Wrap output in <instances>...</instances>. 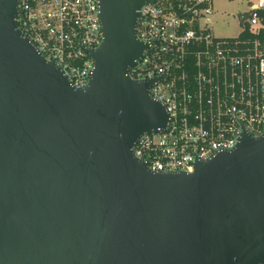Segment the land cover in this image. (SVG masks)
I'll list each match as a JSON object with an SVG mask.
<instances>
[{
  "label": "water",
  "instance_id": "obj_1",
  "mask_svg": "<svg viewBox=\"0 0 264 264\" xmlns=\"http://www.w3.org/2000/svg\"><path fill=\"white\" fill-rule=\"evenodd\" d=\"M100 0L104 41L78 89L0 0V264H264V131L193 172L134 154L169 125L129 70L142 7Z\"/></svg>",
  "mask_w": 264,
  "mask_h": 264
},
{
  "label": "built area",
  "instance_id": "obj_2",
  "mask_svg": "<svg viewBox=\"0 0 264 264\" xmlns=\"http://www.w3.org/2000/svg\"><path fill=\"white\" fill-rule=\"evenodd\" d=\"M241 32L211 29L215 0H153L141 9L138 38L146 44L130 67L135 80H152L151 96L167 107L166 128L146 132L134 154L152 171L193 172L234 148L244 134L264 131V0H233ZM100 0H20L19 27L78 89L94 68L89 49L104 41Z\"/></svg>",
  "mask_w": 264,
  "mask_h": 264
},
{
  "label": "rangeland",
  "instance_id": "obj_3",
  "mask_svg": "<svg viewBox=\"0 0 264 264\" xmlns=\"http://www.w3.org/2000/svg\"><path fill=\"white\" fill-rule=\"evenodd\" d=\"M214 9L210 27L217 36L229 37L241 32L239 16L245 9L241 4L233 0H215Z\"/></svg>",
  "mask_w": 264,
  "mask_h": 264
}]
</instances>
